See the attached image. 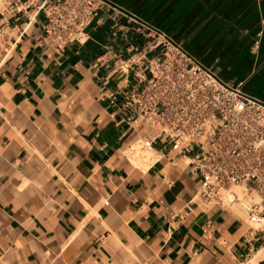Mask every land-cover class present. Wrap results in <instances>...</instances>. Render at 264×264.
I'll return each instance as SVG.
<instances>
[{
  "label": "crops",
  "instance_id": "1",
  "mask_svg": "<svg viewBox=\"0 0 264 264\" xmlns=\"http://www.w3.org/2000/svg\"><path fill=\"white\" fill-rule=\"evenodd\" d=\"M107 4L61 52L42 45L44 15L23 31L0 13V264H264L262 234L196 197L188 158L157 140L129 162L141 132L104 97L126 84L113 56L146 42L140 19L264 98V0Z\"/></svg>",
  "mask_w": 264,
  "mask_h": 264
},
{
  "label": "built area",
  "instance_id": "2",
  "mask_svg": "<svg viewBox=\"0 0 264 264\" xmlns=\"http://www.w3.org/2000/svg\"><path fill=\"white\" fill-rule=\"evenodd\" d=\"M2 21L22 20L23 31L44 15L42 45L57 52L69 42L83 43L87 29L109 6L107 0H0ZM146 39L127 57L114 55L113 68L126 84L104 97L112 116L141 132L124 156L134 165L141 152L157 153L155 143L188 158L196 197L235 213L262 234L264 254V98L225 79L215 64L203 63L183 40L140 19ZM6 22L0 36L6 33ZM262 31L254 41L261 43ZM152 135H143L147 130ZM239 188V190H238ZM192 211L187 204L176 216ZM208 228L205 229V232Z\"/></svg>",
  "mask_w": 264,
  "mask_h": 264
},
{
  "label": "rangeland",
  "instance_id": "3",
  "mask_svg": "<svg viewBox=\"0 0 264 264\" xmlns=\"http://www.w3.org/2000/svg\"><path fill=\"white\" fill-rule=\"evenodd\" d=\"M149 153H152V152H149V151L141 152L140 157H138L137 163L140 164V162H142V161L146 162V161H149V159L153 158V156H154L153 153L151 155ZM149 155H150V157H149Z\"/></svg>",
  "mask_w": 264,
  "mask_h": 264
},
{
  "label": "bare ground",
  "instance_id": "4",
  "mask_svg": "<svg viewBox=\"0 0 264 264\" xmlns=\"http://www.w3.org/2000/svg\"><path fill=\"white\" fill-rule=\"evenodd\" d=\"M150 155L152 154V153H149ZM150 155H149V157H150ZM138 160V159H137ZM150 160V159H149ZM143 162H145V161H143ZM239 189V188H238Z\"/></svg>",
  "mask_w": 264,
  "mask_h": 264
}]
</instances>
